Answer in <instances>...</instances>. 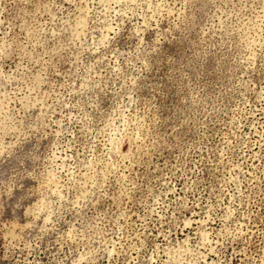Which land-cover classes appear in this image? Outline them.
<instances>
[{
  "label": "rangeland",
  "instance_id": "374dc122",
  "mask_svg": "<svg viewBox=\"0 0 264 264\" xmlns=\"http://www.w3.org/2000/svg\"><path fill=\"white\" fill-rule=\"evenodd\" d=\"M0 264H264V0H0Z\"/></svg>",
  "mask_w": 264,
  "mask_h": 264
}]
</instances>
